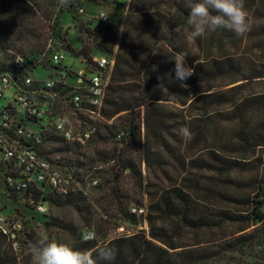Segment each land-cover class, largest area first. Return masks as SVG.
<instances>
[{
  "label": "trees",
  "instance_id": "obj_1",
  "mask_svg": "<svg viewBox=\"0 0 264 264\" xmlns=\"http://www.w3.org/2000/svg\"><path fill=\"white\" fill-rule=\"evenodd\" d=\"M42 1L31 0L33 7L29 0H0V26H15L21 17L33 39L35 55H41L48 42L45 21L49 12L42 9ZM188 3L131 0L120 35L115 26L93 20L103 55L98 58L106 57L114 65L102 119L95 122L96 131L87 145L91 152L79 154L86 162L77 160L76 171L67 172L80 183L79 169L91 165L100 174V188L105 191L98 205H117L123 211L133 200L129 193L124 198L119 187L129 170L128 176L143 189L149 205L146 216L129 214L127 220L143 218L149 236L139 232L103 243L97 239L86 242L82 231L70 224L60 227L67 239L47 242L77 250L107 245L115 250L111 264H207L210 255L198 250L199 244H187V235L231 228L232 234H242L235 247L249 237L247 231L264 222V90H257L264 85V56L237 53L254 36L260 55H264V0H244L250 29L243 37L219 29L195 40L189 38ZM101 5L85 6L88 12L89 6ZM66 11L73 20L85 17L77 14L74 0ZM64 50L71 53L70 48ZM0 51L7 52L4 48ZM90 52L84 50L85 61H81L88 73L94 70L90 66L97 58ZM176 52L185 53L186 63L194 68V74L183 82L186 87L175 80ZM33 64L36 70H52L50 62L41 58ZM9 69L0 66V72ZM62 70L71 78L77 76L68 67ZM184 127L190 138L179 134ZM120 136L125 143L121 150L101 148ZM51 140L65 142L57 136ZM67 144L63 150L72 153ZM57 151L59 148L53 152ZM103 166L108 167L100 170ZM234 174L254 176L242 180ZM258 197L262 199L257 201ZM60 198L56 200L85 208L88 225L96 221V212L83 192ZM39 239L27 235L30 245ZM21 255L0 231V264H32L31 254Z\"/></svg>",
  "mask_w": 264,
  "mask_h": 264
},
{
  "label": "rangeland",
  "instance_id": "obj_2",
  "mask_svg": "<svg viewBox=\"0 0 264 264\" xmlns=\"http://www.w3.org/2000/svg\"><path fill=\"white\" fill-rule=\"evenodd\" d=\"M130 2L128 0H107L100 7L89 6L88 14L83 17V19L73 20L72 16L66 11L67 7H58V0H43L42 9L49 12V17L48 20L45 21L47 32L46 39H48V42L41 54L42 56L34 54L33 39L31 36H28L26 24L22 22V18L20 17V20L16 22L17 25L15 26L12 25L13 23L6 24L3 27L0 26V48L7 50V52L0 54V66L10 68L13 60V55L10 54V51L16 55L26 57L30 62H38L40 58L41 61L50 62L49 56L44 59L43 54L47 52L51 46L50 53L53 50L70 48L71 53L66 52L67 59L64 65L72 69L73 72L79 73L85 69V66L81 63V61H85L84 50L89 49L91 51L90 55L97 58L103 56L98 50L99 47L96 41L97 32L95 31L94 19L92 20L93 16L105 13L109 18V24L115 26L120 35L126 20ZM256 42L255 37L252 36L251 39L249 38L246 40L240 48L237 49L239 50L237 53L252 57L264 56L260 55L261 52ZM50 53L48 55H50ZM52 72L53 68L48 71V73ZM35 76L41 79H47L48 74L39 69ZM73 82L75 81L73 80ZM257 90L263 91L264 85L258 86ZM13 94V91H9L6 96L7 99H10V96ZM6 101L7 100L2 101L1 105ZM21 113L23 115V112ZM233 126V124L230 125L228 131L232 130ZM28 127L34 131L39 130V127L31 122H28ZM142 134L144 135V128ZM66 144V142L62 141L54 143L53 151L56 148H59V151L50 152L49 156L52 160L63 164V171L67 174V172L76 171L77 160L86 162L83 156L79 154H90L91 149L86 146L78 150V147H74L70 144L73 152L67 153L63 150L66 148ZM124 144L122 136H120L106 145L107 147L101 145V148L108 151L110 149L119 151L124 148ZM262 154L264 156V152ZM107 167L108 166H103L99 169L105 170ZM142 167L144 178H146V165L143 164ZM96 172L95 169H92L91 165H88L87 168L79 169L78 173L81 174L82 181L78 186H75L76 192L81 191L88 197L87 202L91 203L96 212V221L91 225L87 224L88 213L85 208L80 207L76 209L63 202H58L56 199L59 197L61 200V196H57V194L53 192H46L45 197L49 207V212L47 214L37 212L31 208L23 198L11 192L9 197H2L0 204L5 208V213L10 216V220L19 222L22 227L20 231H17L21 236V243L18 249L15 250L18 254H22L21 258L31 254L29 241L23 240L25 236H40L45 240L53 241H56L57 238L67 239L69 236L65 235L60 227L69 226L70 224L74 225V229H79L80 232L82 231V235H85L90 229H95L99 243L120 237L122 235L120 228H124L125 234L129 236L139 232H146V235L149 236V227L143 218L138 217L136 222H129L127 220V216L132 214L134 208L141 207L147 209L148 213L149 205L148 197L143 193V189L141 190L136 186L133 179L128 176V174H130L129 170H126L125 175H123L119 181L122 196L125 198L128 193L133 196V200L123 211H119L120 207L117 205L106 208H102L98 205L97 200L105 194V191L100 188L102 178L100 174ZM263 174L264 171H262V177ZM233 176L238 179L248 180L254 175L234 174ZM93 182H95V184ZM261 199L262 198L258 197L256 200L259 201ZM262 210L264 212V207ZM233 232V229L228 228L225 230L189 234L186 236L185 242L190 245L199 244L196 248L210 255L207 259V264H264V222L257 224L251 230L247 231V234H250L249 237L246 238L244 242L235 245V247L233 246L237 243L235 240L242 234H232Z\"/></svg>",
  "mask_w": 264,
  "mask_h": 264
},
{
  "label": "built area",
  "instance_id": "obj_3",
  "mask_svg": "<svg viewBox=\"0 0 264 264\" xmlns=\"http://www.w3.org/2000/svg\"><path fill=\"white\" fill-rule=\"evenodd\" d=\"M74 1L77 14L87 16V3L99 5L107 0ZM93 19L110 23L105 13L93 16ZM50 47L43 54L44 59L48 57ZM66 52L51 51L49 60L53 72H47V79L35 76L38 69H33L34 62L11 51L13 60L10 69L0 72V186H3L0 187V200L3 196L9 197L11 192L41 214L49 212L45 197L48 190L66 196L76 192L75 186L79 184L73 175L64 173L61 163L50 158L49 153L53 152L54 145L51 138L57 136L78 148L88 145L96 131L94 122L102 119L108 81L114 65L106 57L94 58L91 73L85 68L79 73L75 72L77 76L71 78L62 70L66 67ZM9 91L14 94L7 99ZM4 100L7 101L1 105ZM28 122L39 127V130H31ZM5 212L0 204V231L17 250L21 243L17 231L22 227L19 222L10 220ZM132 214L146 216L147 209L134 208ZM93 230L95 238L88 239ZM120 231L121 236H129L124 228H120ZM96 239L95 229H90L84 235L86 242ZM23 240L28 241L27 236Z\"/></svg>",
  "mask_w": 264,
  "mask_h": 264
},
{
  "label": "clouds",
  "instance_id": "obj_4",
  "mask_svg": "<svg viewBox=\"0 0 264 264\" xmlns=\"http://www.w3.org/2000/svg\"><path fill=\"white\" fill-rule=\"evenodd\" d=\"M29 4L32 5L31 0ZM69 4L70 0H58V7H68ZM188 7L190 39L195 40L219 29L231 31L239 38L250 29L244 0H189ZM175 57V80L186 87L183 82L194 74V68L186 63L185 53L176 52ZM179 134L187 138L191 135L186 127L181 128ZM87 238H95L94 230ZM30 252L32 264H111L115 258V250L107 245L95 250H77L64 243H49L43 238L30 245Z\"/></svg>",
  "mask_w": 264,
  "mask_h": 264
}]
</instances>
